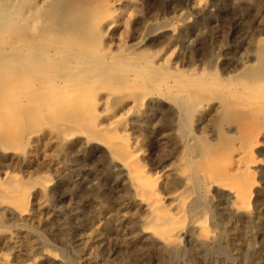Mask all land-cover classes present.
I'll list each match as a JSON object with an SVG mask.
<instances>
[{
  "label": "rangeland",
  "instance_id": "rangeland-1",
  "mask_svg": "<svg viewBox=\"0 0 264 264\" xmlns=\"http://www.w3.org/2000/svg\"><path fill=\"white\" fill-rule=\"evenodd\" d=\"M107 1H0V10L3 9L0 12L2 14L0 15V23L2 22L0 34L4 33L3 36L0 35V47L6 49V51L0 50V62L2 66H4L3 63H6L10 67L9 65L15 64V58L26 56L25 59L20 58L16 64L21 63L20 65L26 66L23 72L24 70L28 72L26 76H22L23 78L20 80L21 83H24L20 84L16 90H13L14 87L11 86L12 75L9 76L11 71L15 73V69L3 71L2 76L6 75L0 77L2 104L5 101L3 106L1 103L0 106L6 108L4 110L0 107V115L8 114L0 116V124L4 123L3 128H0V182H3L0 183L2 185H0L2 193L0 194V264H264V106L262 105L264 96H261L260 93L261 90L264 91L261 88L264 85V0H119L116 4L112 0H110L112 3ZM103 9L106 12L102 11ZM34 21L39 23L36 24ZM14 22L16 23L14 24ZM42 26H44L43 30ZM90 28L95 34L91 33ZM104 29L106 30L104 31ZM89 30L90 32H87ZM60 34L61 36H59ZM44 35L47 39H43ZM20 36L22 41H20ZM28 36L29 38L32 36L33 39H28ZM93 39L94 41H91ZM54 40L59 41L60 44ZM31 41H34L32 47ZM22 42L24 43L22 44ZM73 42L79 43L73 45ZM34 43L35 45L38 43L37 47ZM83 43H87L86 47L89 45L87 47L89 50L84 47ZM121 44L125 47L124 49L122 47V50ZM78 45H80L79 48L76 47ZM16 46L19 50L21 47L23 54L17 51ZM51 46L52 48H50ZM61 46L62 48H60ZM81 46L83 48H80ZM99 46L103 47H101L102 51ZM72 47L73 49H71ZM56 48L62 49V51ZM85 48L86 50H84ZM39 49L42 51L38 52ZM67 50L70 54L62 55V52L67 54ZM71 50H75V54ZM90 50H93L92 55L89 53ZM34 51L38 52V55ZM120 51H123L124 55ZM2 52L6 53L5 57L2 56ZM31 52L33 57L36 54L38 59L36 56L32 59ZM60 52L61 55H59ZM80 52L81 54H79ZM26 53L29 54L26 55ZM97 53L100 58L95 56ZM109 53L114 55L108 56ZM7 54H9V58ZM83 56L88 59H82ZM75 57H82V60ZM94 57L95 59H93ZM117 57L120 59L118 60ZM9 59L12 60L9 61ZM27 59H30L29 62ZM39 59L40 61H38ZM112 59L118 60L122 65L118 62L112 63ZM97 60L100 61L96 62ZM105 61L108 64L112 63V65L109 64V67H113V70L107 64L104 65ZM43 63L44 66L41 65ZM134 63H136V67H140L141 72L133 66ZM158 63L160 64L158 65ZM95 64L97 67L101 66L100 68L96 67L98 69L96 70L98 73L95 71L96 74L93 72L96 69ZM124 64L128 65L124 68ZM49 65L51 69H48ZM90 65L92 70L89 69ZM7 66L5 65V67ZM62 67L66 70V74ZM70 67L72 69L74 67V70ZM129 67L133 68L132 71L136 69V72L128 73L131 71ZM93 68L95 69L93 70ZM99 69H102L104 74L102 70L99 72ZM76 71L78 75L81 74L80 76L85 78L74 73ZM122 71L127 72L122 73ZM17 72L18 69L15 74ZM164 73L166 75H159ZM7 74L9 78L4 79ZM58 74L62 78L57 76ZM127 74H130L129 77L126 76ZM204 74L205 76H203ZM91 75L100 80L98 81L94 77L89 78ZM137 75L138 77L142 75L144 81L140 80L141 77L137 78ZM191 75L194 76L190 77ZM228 78H231V81ZM105 79H108V82L103 81ZM113 79H116L115 82ZM119 79L121 80L120 85L117 83ZM152 79L153 81H151ZM198 79L202 81H198ZM226 79L230 84L233 81L234 85H230L225 81ZM178 80L180 81L178 82ZM240 81H245V84ZM248 81L252 84L250 83V85ZM205 82L211 85H205ZM39 83L42 84L43 94L45 95L47 92V98L43 94L41 97L36 96ZM75 83L81 86L79 87ZM253 83H256L255 86L262 85L258 86L260 90L258 87L255 88ZM72 84L75 88H72ZM102 84L103 86H101ZM144 84H148L150 88ZM122 85L124 86L121 87ZM115 86L117 89L121 88V91L119 89L117 91ZM26 87H31V89ZM62 87H68L67 89L72 91L85 89L84 93H88L84 94L83 98L79 97L78 100H75L73 110L75 112L71 114L95 109L100 113L97 121L96 119L84 121V125L75 126H73L74 124L66 126L65 122L63 124L64 119L62 118H65V115L59 114L63 111L57 109V106L48 105L52 100L58 98L60 94L58 91H61ZM76 87L79 88L76 89ZM82 87L83 89H81ZM138 87H141L139 89L142 91H138ZM151 87L159 88H156L159 93H156L155 89L154 92ZM251 87H254V90H250L253 89ZM147 88L153 92L151 93ZM91 89L95 91L93 92ZM100 89H104V91ZM105 89L111 92H105ZM122 89L124 90L122 91ZM226 89L229 92H226ZM236 89L238 91H235ZM255 89L258 91L255 92ZM6 90L8 91L7 95H5ZM162 90L164 91L162 92ZM220 90H223V93ZM231 90L235 94L231 93ZM197 91H203L206 96L203 92L198 94ZM242 91L249 92L244 95L248 99L243 97ZM16 92L19 94L17 95ZM135 92L137 95L134 94ZM90 93L97 94L96 99ZM124 93H128L126 94L128 98L124 96ZM262 93L264 95V92ZM249 94L252 97L255 95L254 100ZM129 95H132L131 98ZM106 97L110 104L106 107L109 114L103 112L106 109L105 107L103 109L101 103L97 106L98 109L94 107V100L98 103L105 100ZM133 97H135V101L132 100ZM229 97H235V99L232 100ZM249 99H251L250 102H253L249 103ZM259 100L261 101L259 102ZM246 101H248V105ZM195 103L198 105L195 106ZM227 107L228 109L225 110ZM43 108H46L48 113L53 114L54 111L55 114H47ZM53 108L54 110H52ZM42 111L47 116L44 113L40 115ZM108 111L106 112L108 113ZM53 116L54 118L58 117L57 120ZM113 116L117 118L113 119ZM47 117L55 123L48 122ZM23 118L26 121L22 120ZM5 119H8L9 122ZM12 123L13 126H11ZM113 123H116L113 127L114 131L110 126ZM94 127L95 129L99 127L101 130L106 128V131L98 133L95 131L98 134L97 138V135L94 134ZM6 129L8 130L6 131ZM82 133L83 135H81ZM103 140L104 142L108 140V144L105 143L108 146H104ZM125 140L128 142H124ZM130 152H137V155ZM126 159L134 161L137 167L144 169L146 176L150 180L152 179L155 184L158 196L165 197L163 203L165 202L166 210L176 217V219L174 218V228L176 226L175 231L179 235L176 241L165 240L153 231L154 228L151 226L155 214L152 216L153 211L149 206L147 207L149 195L138 187L136 180L128 173L126 162L129 161ZM121 162L123 164L125 162V168ZM234 162H236L235 165ZM216 175L217 177L219 175L220 178L218 179ZM2 187L4 189H1ZM238 190L244 192L248 197L245 205L240 204V201L238 202L236 199L235 193ZM184 201H187V204ZM235 208L239 210H235ZM148 219L150 220L148 221ZM200 221H202V225L199 224ZM178 222L184 223L177 224Z\"/></svg>",
  "mask_w": 264,
  "mask_h": 264
},
{
  "label": "bare ground",
  "instance_id": "bare-ground-1",
  "mask_svg": "<svg viewBox=\"0 0 264 264\" xmlns=\"http://www.w3.org/2000/svg\"><path fill=\"white\" fill-rule=\"evenodd\" d=\"M0 1H1V0H0ZM105 1H107V0H105ZM109 1H110V0H109ZM118 1H119V0H112V2H113L114 4L118 3ZM110 2H111V1H110ZM112 2H111V3H112ZM0 3H1V2H0ZM46 3H47V2H46ZM198 3H199V2H198ZM3 4H4V3H3ZM107 4H108V1H107ZM100 5H102V4H100ZM104 5H105V4H104ZM109 5H111V4H109ZM3 7H4V5H3ZM98 7H99V6H98ZM105 7H106V6H105ZM1 8H2V7H1ZM14 8H15V7H14ZM18 8H19V7H18ZM31 8H32V7H31ZM107 8H109V7H107ZM114 8H116V7H114ZM94 9H95V8H94ZM96 9H97V8H96ZM10 10H12V9H10ZM14 10H16V9H14ZM14 10H12V11H14ZM21 10H22V8H21ZM90 10H91V9H90ZM92 10H93V9H92ZM100 10H101V9H100ZM106 10H107V9H106ZM109 10H110V9H109ZM109 10H108V11H109ZM1 11H3V9L0 10V12H1ZM102 11H105V10L103 9ZM112 11H113V10H112ZM116 11H117V10H116ZM22 12H23V11H22ZM22 12H21V13H22ZM37 12H38V11H37ZM94 12H95V11H94ZM97 12L100 13L99 11H97ZM105 12H106V11H105ZM105 12H103V13H105ZM9 13H10V12H9ZM9 13H8V14H9ZM15 13H16V12H15ZM114 13H115V11H114ZM6 14H7V13H6ZM10 14H11V13H10ZM12 14H13V13H12ZM28 14H29V13H28ZM31 14H32V13H31ZM37 14H38V13H37ZM39 14H40V13H39ZM96 14H97V13H96ZM96 14H94V15L96 16ZM101 14H102V13H101ZM0 15H2V14L0 13ZM4 15H5V13H4ZM99 15H100V14H99ZM107 15H109V14H107ZM10 16H11V15H10ZM12 16H14V15H12ZM102 16H103V15H102ZM105 16H106V15H105ZM20 17H21V16H20ZM43 17H44V16H43ZM79 17H80V16H79ZM98 17H99V16H98ZM107 17H108V16H107ZM13 18H17V17H13ZM13 18H12V19H13ZM24 18H26V17H24ZM47 18H48V17H47ZM96 18H97V16H96ZM100 18H103V17H100ZM100 18H99V19H100ZM109 18H110V17H109ZM0 19H1V18H0ZM9 19H10V18H9ZM37 19H38V17H37ZM43 19H44V18H43ZM5 20H6V19H5ZM90 20H91V19H90ZM96 20H98V19H96ZM106 20H107V18H106ZM6 21H7V20H6ZM11 21H12V20H11ZM16 21H17V19H16ZM21 21H23V20H21ZM24 21H25V20H24ZM41 21H42V20H41ZM26 22H27V20H26ZM34 22H35V21H34ZM97 22L99 23V21H97ZM97 22H96V23H97ZM104 22H105V21H104ZM12 23H13V22H12ZM15 23H16V22H14V24H15ZM35 23H36V22H35ZM37 23H39V22H37ZM37 23H36V24H37ZM47 23H48V21H47ZM0 24H2V22H1ZM4 24H5V23H4ZM7 24H8V23H7ZM24 24H25V23H24ZM27 24H28V23H27ZM43 24H44V22H43ZM85 24H86V23H85ZM100 24H101V23H100ZM116 24H117V23H116ZM83 25H84V24H83ZM90 25H91V24H90ZM110 25H111V24H110ZM110 25H108V26H110ZM26 26H27V25H26ZM34 26H35V25H34ZM44 26H45V25H44ZM44 26H42V28H41L42 30H43V27H44ZM22 27H23V26H22ZM90 27H91V26H90ZM92 27H93V25H92ZM96 27H97V25H96ZM105 27H106V26H105ZM37 28H38V27H37ZM77 28H78V27H77ZM99 28H100V26H99ZM17 29H19V28H17ZM21 29H22V28H21ZM35 29H36V28H35ZM90 29H91V33H93L92 28H90ZM97 29H98V28H97ZM97 29H96V30H97ZM7 30H8V29H7ZM38 30H39V29H38ZM42 30H41V31H42ZM96 30H94V31L96 32ZM105 30H106V29H104V31H105ZM108 30H109V29H108ZM27 31H28V30H27ZM32 31H35V30H32ZM28 32H29V31H28ZM38 32H39V31H38ZM87 32H90V30L87 31ZM0 33H1V32H0ZM31 33H32V32H31ZM34 33H35V32H34ZM39 33H40V32H39ZM47 33H48V32H47ZM62 33H63V32H62ZM98 33H99V32H97V34H98ZM102 33H103V32H102ZM102 33H101V34H102ZM107 33H108V32H107ZM3 34H4V33H3ZM3 34H0V35L3 36ZM42 34H43V33H42ZM48 34H49V33H48ZM93 34H95V33H93ZM103 34H104V33H103ZM26 35H28V34H26ZM40 35H41V34H40ZM90 35H92V34H90ZM99 35H100V33H99ZM6 36H9V35H6ZM11 36H15V35H11ZM11 36H10V37H11ZM54 36H55V34H54ZM57 36H58V35H57ZM59 36H61V34H60ZM88 36H89V35H88ZM37 37H38V36H37ZM41 37H42V35H41ZM46 37H47V36H46ZM100 37H101V36H100ZM0 38H1V37H0ZM7 38H8V37H7ZM26 38H27V36H26ZM31 38H32V36H31ZM31 38H29V36H28V39H31ZM34 38H35V37H34ZM48 38H49V37H48ZM52 38L54 39V37H52ZM60 38L63 39V40L65 39V38H63V37H60ZM95 38H96V37H95ZM95 38H94V39H95ZM17 39H18V38H17ZM20 39H21V40H20ZM20 39H18V40L22 41L21 36H20ZM32 39H33V38H32ZM38 39H40V38H38ZM43 39H47V38H45V35L43 36ZM50 39H51V38H50ZM50 39H49V40H50ZM70 39H73V38H70ZM88 39H90V38H88ZM91 39H92V38H91ZM94 39L91 40V41H94ZM2 40H3V39H2ZM51 40H52V39H51ZM66 40H67V39H66ZM66 40H65V41H66ZM73 40H74V39H73ZM98 40H99V39H98ZM10 41H12V40H10ZM27 41H28V40H27ZM38 41H39V40H38ZM43 41H44V40H43ZM54 41H56V43H57V42L59 43V41H57V40H54ZM85 41H86V40H85ZM95 41H96V40H95ZM261 41H262V40H261ZM0 42H1V41H0ZM12 42H13V41H12ZM12 42H11V43H12ZM32 42H34V41H31L30 43H32ZM48 42H49V41H48ZM67 42H69V40H67ZM75 42H76V41H75ZM86 42H87V41H86ZM140 42H141V41H140ZM23 43H24V42H22V44H23ZM27 43H28V42H27ZM38 43H39V42H38ZM38 43H36V45H35V43H34V45L37 47V44H38ZM43 43H44V42H43ZM54 43H55V42H54ZM78 43H79V42H77V44H78ZM3 44H4V43H3ZM6 44H7V43H6ZM45 44H46V43H45ZM59 44H60V43H59ZM74 44H76V43L73 42V45H74ZM77 44H76V45H77ZM84 44H85V45H84ZM86 44H87V43H83L84 47H86ZM89 44H90V43H89ZM95 44H98V43H95ZM1 45H2V44H1ZM24 45H27V44H24ZM32 45H33V43L31 44V47H32ZM39 45H40V44H39ZM43 45H44V44H43ZM46 45H48V44H46ZM53 45H54V44H53ZM53 45H52V46H53ZM63 45H64V44H63ZM81 45H82V44H81ZM90 45H91V44H90ZM92 45H93V43H92ZM106 45H107V44H106ZM19 46H21V45H19ZM28 46H29V43H28ZM40 46H41V45H40ZM52 46H51L50 48H52ZM54 46H55V45H54ZM54 46H53V47H54ZM67 46H68V48H70L69 45H67ZM79 46H80V45H78V46H76V47L79 48ZM109 46H110V45H109ZM137 46H138V45H137ZM16 47H17V46H16ZM33 47H34V46H33ZM41 47H42V46H41ZM48 47H49V46H48ZM56 47H57V46H56ZM87 47H89V45H88ZM87 47H86V48H87ZM101 47H102V46H99V48H100L101 51H102V50H103V49H102L103 47H102V48H101ZM118 47H119L118 49H120V46H118ZM122 47H123V46H122V44H121V50H122ZM7 48H8V47H7ZM10 48H11V47H10ZM60 48H62V46H61ZM78 48H77V49H78ZM80 48H83V47L81 46ZM86 48H85L84 50H86ZM90 48H91V47H90ZM93 48H94V47H93ZM95 48H96V45H95ZM115 48H116V47H115ZM115 48H114V49H115ZM124 48H125V47H123V49H124ZM11 49H12V48H11ZM16 49H18V47H17ZM44 49H45V48H44ZM56 49L59 50V48H56ZM64 49H65V48H63V50H64ZM71 49H73V47H72ZM74 49H75V48H74ZM87 49H88V48H87ZM91 49H92V48H91ZM100 49H99V50H100ZM106 49H108V48H106ZM126 49H127V48H126ZM130 49H131V48H130ZM0 50H2V51H6L5 47H4V49L0 47ZM12 50H13V49H12ZM24 50H25V49H24ZM31 50H32V48H31ZM36 50H37V49H36ZM50 50H51V49H50ZM54 50H55V49H54ZM65 50H66V49H65ZM69 50H70V49H69ZM69 50L66 51L67 54H64V53L62 52V55H69V54H70V53L68 52ZM79 50H80V49H79ZM88 50H89V49H88ZM96 50H97V48H96ZM14 51H15V50H14ZM17 51H20V52H21V47H20V50L18 49ZM29 51H30V50H29ZM29 51H28V52H29ZM39 51H42V49H39L38 52H39ZM52 51H53V49H52ZM59 51H62V49L59 50ZM71 51L74 53L75 50H74V51L71 50ZM71 51H70V52H71ZM114 51H115V50H114ZM114 51H113V52H114ZM118 51H119V50H118ZM123 51H124V50H123ZM123 51H122V52H123ZM126 51H127V50H126ZM126 51H125V52H126ZM129 51H131V50H129ZM129 51H128V52H129ZM32 52H33V51H32ZM32 52H31L32 55H30L31 57H33V53H32ZM35 52H36V51H34V53H35ZM38 52H36L37 55H38ZM54 52H55V51H54ZM78 52H79V51H78ZM85 52H86V51H85ZM85 52H84V55H86ZM87 52H88V51H87ZM92 52H93V50H90V51H89L90 54H91ZM99 52H100V51H99ZM99 52H98V53H99ZM104 52H106V51H104ZM107 52H108V51H107ZM120 52H121V51H120ZM122 52H121V54L124 55V53H122ZM21 53L23 54V52H21ZM21 53H18V54H21ZM44 53H45V52H44ZM57 53H58V52H57ZM68 53H69V54H68ZM98 53H97V55H95V56H98ZM9 54H10V53H9ZM9 54H7V57H8ZM27 54H29V53H26V55H27ZM50 54H51V53H50ZM55 54H56V52H55ZM74 54H75V53H74ZM76 54H77V53H76ZM79 54H81V52H80ZM79 54H78V55H79ZM99 54H100V53H99ZM104 54H106V53H104ZM111 54H113V53H111ZM111 54L109 53L108 56L111 55ZM115 54L117 55V54H119V53H115ZM125 54H126V53H125ZM136 54H138V53H136ZM139 54H140V53H139ZM154 54H155V53H154ZM3 55H4V57H5V56H6V53H5V52H4V53L2 52V56H3ZM15 55H16V54H15ZM24 55H25V54H24ZM41 55L43 56V54H41ZM47 55H48V54H47ZM47 55H44V56H47ZM57 55H58V54H57ZM59 55H61V52H60ZM71 55H72V53H71ZM87 55H89V54H87ZM91 55H92V54H91ZM100 55H102V54H100ZM106 55H107V54H106ZM113 55H114V54H113ZM119 55H120V54H119ZM123 55H122V56H123ZM158 55H159V54H158ZM2 56H1V57H2ZM20 56H21V55H20ZM22 56H23V55H22ZM35 56H36V54H35ZM35 56H34V57H35ZM52 56H53V55H52ZM54 56H55V55H54ZM93 56H94V53H93ZM140 56H141V55H140ZM168 56H170V55H168ZM168 56H167V57H168ZM12 57H16V56H12ZM25 57H26V56H24L23 58L25 59ZM34 57H33L32 59H34ZM57 57H58V56H57ZM65 57H66V56H65ZM68 57H69V56H68ZM98 57H99V56H98ZM98 57H97V58H98ZM103 57H104V56H103ZM105 57H106V56H105ZM114 57H116V56H114ZM118 57H119V56H118ZM118 57H117V58H118ZM142 57H143V56H142ZM146 57H147V56H146ZM8 58H9V57H8ZM8 58H7V60H8ZM20 58H21V57L15 58V59H16V62H15V64H14L13 66L9 65V64H10V63H9L8 65H9L10 67H8L6 63H3L4 66H2V63L0 62V74H1L0 77H4V76L6 75V74H5L4 76H2L3 71H4V72H5V71L7 72V71H9V69H15V70L17 71V69H18L17 74H15L16 71H14L15 73H13L12 71L9 73V76H10V74L12 75V76H11L12 79H10V80H12L11 86L14 87L13 90H16L17 88L20 87V84L22 85V83H24V82L21 83V80H20V79H22V78H23L22 76H26L27 73H28V72H26L27 70H26V71L24 70V72H23V69L26 68V66H24V65H20L21 63H19L20 66H19L18 64H16L17 62H19ZM23 58H21V59H23ZM36 58H37V56H36ZM36 58H35V59H36ZM43 58H44V57H43ZM45 58H47V57H45ZM45 58H44V59H45ZM49 58L52 59L51 57H49ZM61 58H62V57H61ZM71 58H72V57H71ZM75 58H76V57H75ZM77 58H78V57H77ZM77 58H76V59H77ZM79 58L81 59L82 57H79ZM79 58H78V59H79ZM85 58H86V57L83 56L82 59H85ZM99 58H100V57H99ZM120 58H121V56H120ZM120 58H118V60H119ZM150 58H151V56H150ZM162 58H163V57H162ZM164 58H165V57H164ZM168 58H169V57H168ZM168 58H167V60H168ZM13 59H14V58H13ZM32 59H31V60H32ZM37 59H38V58H37ZM82 59H81V60H82ZM87 59H88V58H87ZM87 59H85V60H87ZM93 59H95V57H94ZM105 59H106V58H105ZM125 59H126V57H125ZM125 59H124V60H125ZM169 59H170V58H169ZM11 60H12V59H11ZM11 60L9 59V61H11ZM29 60H30V59H29ZM29 60L27 59L28 62H29ZM59 60H60V59H59ZM71 60H73V59H71ZM102 60H104V59L102 58ZM112 60H113V59H112ZM118 60H116V61L113 60V61H111V62H112V63H113V62H116V63L118 62V64H119L120 62H119ZM126 60H127V59H126ZM162 60L164 61V59H162ZM4 61H5V60H4ZM4 61H2V62H4ZM25 61H26V60H25ZM38 61H40V59H39ZM38 61H36V62H38ZM47 61H48V60H47ZM63 61H64V60H63ZM68 61H70V59H68ZM88 61H89V60H88ZM98 61H100V60H97L96 62H98ZM165 61H166V60H165ZM12 62H13V61H12ZM12 62H11V63H12ZM22 62H24V61H22ZM33 62H34V61H33ZM56 62H57V61H56ZM81 62H82V61H81ZM86 62H87V61H86ZM90 62H91V61H90ZM123 62H124V61H123ZM126 62H128V61H126ZM158 62H159V61H158ZM161 62H162V61H161ZM166 62H167V61H166ZM168 62H169V61H168ZM13 63H14V62H13ZM31 63H32V62H31ZM31 63H29V64H31ZM34 63H35V62H34ZM34 63H33V64H34ZM38 63H39V62H38ZM59 63H60V62H59ZM68 63H69V62H68ZM70 63H71V62H70ZM92 63H93V62H92ZM99 63H100V62H99ZM101 63H102V62H101ZM104 63H105L104 65L107 64L108 67H109L110 65H112V63H111V64L109 63V64H110V65H109L108 63H106V61H105ZM116 63H115V64H116ZM129 63H130V62H129ZM136 63H138V62H136ZM136 63H134L133 66H135ZM169 63H170V62H169ZM26 64H27V62H26ZM35 64H36V63H35ZM54 64H55V63H54ZM57 64H58V63H56V65H57ZM63 64H64V62H63ZM66 64H67V63H66ZM96 64H97V63H96ZM96 64H95V66H94L95 68L97 67ZM118 64H116V65H118ZM120 64H121V63H120ZM146 64H148V63H146ZM155 64H156V63H155ZM159 64H160V63H158V65H159ZM163 64H164V63H163ZM170 64H171V63H170ZM5 65H6L7 67H5ZM41 65L44 66V63L41 64ZM41 65H40V66H41ZM58 65H59V64H58ZM60 65H61V64H60ZM74 65H75V64H74ZM78 65H79V64H78ZM93 65H94V64H93ZM98 65H99V64H98ZM101 65H103V64H101ZM121 65H122V64H121ZM127 65H128V64H126V65L124 64V68H125V66H127ZM22 66H24V67H22ZM31 66H32V65H31ZM34 66H35V65H34ZM37 66H38V65H37ZM45 66H47V65H45ZM62 66H66V65H62ZM99 66H100V65H99ZM119 66H120V65H119ZM133 66L131 65V67H133ZM138 66H139V65H138ZM161 66H162V65H161ZM4 67H5V68H4ZM27 67H28V66H27ZM38 67H39V66H38ZM49 67H50V65H49ZM49 67H48V69H51V67H50V68H49ZM54 67H55V66H54ZM57 67H58V66H57ZM75 67H76V66H75ZM89 67H90V68H89ZM89 67H88V68H89L90 70H92V69H91V65H90ZM92 67H93V66H92ZM100 67H101V66H100ZM100 67H97V68H100ZM116 67H117V66H116ZM41 68H42V67H41ZM46 68H47V67H46ZM55 68H56V67H55ZM55 68H54V69H55ZM58 68H59V67H58ZM60 68H61V67H60ZM62 68H63V67H62ZM66 68H67V67H66ZM70 68H71V67H70ZM80 68H82V67H80ZM83 68H84V67H83ZM86 68H87V67H86ZM95 68H93V70H94ZM97 68L93 71L95 74H96V72H97L96 70H98ZM109 68H110V67H109ZM111 68H112V70H113V67H111ZM111 68H110V69H111ZM114 68H115V67H114ZM118 68H119V67H118ZM121 68H122V66L120 67V69H121ZM126 68H127V67H126ZM129 68H130V67H129ZM129 68H128V69H129ZM135 68H138V67L135 66ZM139 68H140V67H139ZM139 68H138V69H139ZM146 68H147V67H146ZM27 69H28V68H27ZM29 69H30V68H29ZM32 69H33V68H32ZM48 69H46V70H48ZM71 69H72V68H71ZM89 69H86V70H89ZM128 69H126V70H128ZM132 69H133V68H132ZM132 69L130 68L131 71H128V73H129V72H133V73L136 72V69H134L133 71H132ZM138 69H137V71H138ZM158 69H159V68H158ZM167 69H168V68H167ZM170 69H171V68H170ZM63 70H64V72L66 71L64 68H63ZM63 70L60 69L61 72H63ZM72 70H74V67H73ZM90 70H89V71H90ZM99 70H100V69H99ZM101 70H102V69H101ZM101 70H100L99 72H101ZM116 70H117V69H116ZM139 70H140L139 72L142 71L141 69H139ZM21 71H22V72H21ZM28 71H29V70H28ZM37 71H38V70H37ZM50 71H51V70H50ZM68 71H69V70H68ZM68 71H67V73H68ZM95 71H96V72H95ZM108 71H109V70H108ZM149 71H150V70H149ZM152 71H154V70H152ZM158 71H160V70H158ZM162 71L166 73V71H164L163 69H162ZM235 71H236V70H235ZM29 72H30V71H29ZM69 72H70V71H69ZM83 72H84V70H83ZM83 72H82V74H83ZM87 72H88V71H87ZM87 72H86V73H87ZM103 72H104V71L102 70V73H103ZM112 72H114V71H112ZM112 72H111V73H112ZM119 72H120V71H119ZM123 72H125V71H122V73H123ZM126 72H127V71H126ZM126 72H125V73H126ZM144 72H145V71H144ZM147 72H148V71H147ZM150 72H151V71H150ZM156 72H157V70L155 69V73H156ZM167 72H168V71H167ZM193 72L195 73L194 70H193ZM35 73L38 74L37 72H35ZM43 73H45L44 70H43ZM53 73H54V72H53ZM58 73L61 74L60 72H58ZM71 73H72V72H71ZM74 73H77V71L74 72ZM84 73H85V72H84ZM97 73H98V72H97ZM109 73H110V71H109ZM109 73H108V74H109ZM114 73H115V72H114ZM155 73H152V74H155ZM165 73H164V74H159V75H163V76H164V75L167 74V73H166V74H165ZM169 73H170V72H169ZM187 73L189 74V72H187ZM194 73H193V74H194ZM46 74H48V73H46ZM46 74H45V75H46ZM56 74H57V73H56ZM59 74H58L57 76H59ZM65 74H66V72H65ZM103 74H104V73H103ZM116 74H117V71H116ZM118 74H119V73H118ZM131 74H132V73H131ZM141 74H144V73H141ZM145 74H146V72H145ZM152 74H151V75H152ZM190 74H191V73H190ZM196 74H197V73H196ZM61 75H62V74H61ZM61 75H60V76H61ZM77 75H78V73H77ZM80 75H81V74H79L78 76H80ZM83 75H84V74H83ZM86 75H87V74H86ZM88 75H89V74H88ZM98 75H99V74H98ZM105 75H106V74H105ZM119 75H120V74H119ZM123 75H124V74H123ZM129 75H130V74H129ZM129 75L127 74L126 76L129 77ZM132 75H134V74H132ZM151 75H150V76H151ZM169 75H170V74H168V76H169ZM194 75H195V74H194ZM194 75H193V76H194ZM256 75H257V74H256ZM13 76H14V77H13ZM31 76H33V75H31ZM35 76H36V75H35ZM60 76H59V77H60ZM68 76H69V74H68ZM141 76H142V75H141ZM141 76L139 75V77H141ZM144 76H146V75H144ZM188 76H189V75H188ZM188 76H187V77H188ZM193 76L191 75L190 77H193ZM203 76H205V74H204ZM259 76H261V75H259ZM7 77H8V74H7V76H6L4 79H6ZM48 77H49V76H48ZM51 77H52V76H50V78H51ZM59 77H57V78L59 79ZM75 77H76V75H75ZM80 77L83 78L84 76H80ZM92 77H94V75H93V76L91 75V77L89 76V78H92ZM102 77H103V75H102ZM110 77H111V76H110ZM117 77H118V76H117ZM139 77H138V75H137V78H139ZM142 77H143V76H142ZM142 77H141L140 80L143 79ZM165 77H166V76H165ZM169 77H170V76H169ZM169 77H168V78H169ZM206 77H207V76H206ZM8 78H9V77H8ZM33 78H34V76H33ZM36 78H37V77H36ZM60 78H62V77H60ZM66 78H68V77H66ZM76 78H77V77H76ZM78 78H79V77H78ZM82 78H80V79H82ZM84 78H85V77H84ZM94 78H95V77H94ZM96 78H97V77H96ZM96 78H95V79H96ZM144 78H145V77H144ZM153 78H154V77H153ZM188 78H189V77H188ZM194 78H195V77H194ZM201 78H202V77H201ZM201 78H200V79H201ZM259 78H260V77H259ZM259 78H258V79H259ZM34 79H35V78H34ZM51 79H52V78H51ZM80 79H78V80H79V81H82V80H80ZM97 79H98V81L100 80L99 78H97ZM108 79H109V78H108ZM108 79H107V80H108ZM122 79H123V78H122ZM169 79H174V78H169ZM184 79H185V78H184ZM186 79H187V78H186ZM190 79H191V78H190ZM200 79H198V81H199ZM202 79H203V78H202ZM204 79L206 80V78H204ZM228 79H229V78H228ZM1 80H3V79L1 78ZM23 80H24V79H23ZM52 80H53V79H52ZM66 80H68V79H66ZM75 80H76V79H75ZM75 80H74V81H75ZM78 80H76V81H78ZM87 80H89V79H87ZM107 80L105 79V80H103V81H107ZM110 80H111V79H110ZM113 80H114V82H115L116 79H113ZM138 80H139V79H138ZM140 80H139L138 82H140ZM229 80L231 81V78H230ZM250 80H251V79H250ZM255 80H256V79H255ZM4 81H5V80H4ZM24 81H25V80H24ZM28 81H29V80H28ZM54 81H55V80H54ZM56 81H57V80H56ZM71 81H72V78H71ZM71 81H70V82H71ZM90 81H91V80H90ZM93 81H94V80H93ZM103 81H102V82H103ZM143 81H144V79H143ZM146 81H147V80H146ZM148 81H149V80H148ZM151 81H153V79H152ZM179 81H180V80H178V82H179ZM195 81H196V80H195ZM200 81H202V80H200ZM206 81H208V80H206ZM225 81H227V79H226ZM251 81H253V80H251ZM257 81H258V80H257ZM257 81H256V82H257ZM259 81H260V80H259ZM33 82H34V80H33ZM70 82H69V83H70ZM72 82H73V81H72ZM72 82H71V83H72ZM83 82H84V81H83ZM100 82H101V81H100ZM100 82H99V83H100ZM107 82H108V81H107ZM124 82H125V81H124ZM136 82H137V81H136ZM176 82H177V81H176ZM203 82H204V80H203ZM212 82H213V81H212ZM221 82H222V81H221ZM227 82H228V81H227ZM236 82H237V81H236ZM236 82H235V83H236ZM240 82H241V81H240ZM0 83H1V82H0ZM3 83H4V82H3ZM6 83H7V82H6ZM8 83H9V81H8ZM29 83H30V82H29ZM50 83H51V82H50ZM61 83H62V82H61ZM73 83H74V82H73ZM80 83H82V82H80ZM84 83H86V82H84ZM87 83H88V82H87ZM92 83H93V82H92ZM95 83H98V82H95ZM99 83H98V84H99ZM111 83H112V82H110V84H111ZM117 83L120 85L121 80L119 79V81H118ZM117 83H115V84H117ZM130 83H131V82H130ZM142 83H143V82H142ZM146 83H147V82H146ZM188 83H189V82H188ZM193 83H195V82H193ZM197 83H198V82H197ZM201 83H202V82H201ZM216 83H217V82H216ZM228 83L230 84V82H228ZM233 83H234V82L232 81V84H233ZM238 83H239V82H238ZM241 83L245 84V81H244V82H241ZM241 83H240V84H241ZM248 83H249V81H248ZM250 83H251V82H250ZM250 83H249V84H250ZM9 84H10V83H9ZM31 84H32V83H31ZM34 84H35V83H34ZM65 84H66V83H65ZM75 84L77 85V83H75ZM82 84H83V83H82ZM112 84H113V83H112ZM148 84L150 85V83H148ZM148 84H147V85H148ZM190 84H191V83H190ZM198 84H199V83H198ZM206 84H208V83L205 82V85H206ZM220 84H221V83H220ZM225 84H226V86L228 85L226 82H225ZM232 84H230V85H232ZM251 84H252V83H251ZM251 84H250V85H251ZM255 84H256V83H255ZM255 84L253 83L254 86H255ZM257 84H258V82H257ZM259 84H260V83H259ZM261 84H262V82H261ZM23 85H24V84H23ZM41 85H42V84H41ZM41 85H40V83H39V87L37 88L38 90H37V94H36V96H39V97L42 96L41 94H43V91H44ZM72 85H73V84H72ZM87 85H88V84H87ZM90 85H91V84H90ZM90 85H89V87H90ZM124 85H125V83H124ZM124 85H122L121 87H123ZM126 85H127V84H126ZM128 85H129V84H128ZM137 85L140 86L141 84H137ZM144 85H145V84H144ZM144 85L142 86V88L144 87ZM147 85H145V86H147ZM149 85H148L147 87L150 88ZM158 85H159V84H158ZM162 85H163V84H162ZM182 85H183V84H182ZM210 85H211V84H210ZM210 85L208 84V86H210ZM218 85H219V84H218ZM233 85H234V84H233ZM235 85H236V84H235ZM238 85H239V84H238ZM241 85H242V84H241ZM246 85H247V86H250V85H248V84H246ZM253 85H252V86H253ZM6 86H7V85H6ZM25 86H26V84H25ZM28 86H29V85H28ZM53 86H54V85H53ZM77 86L80 87L81 85L78 84ZM95 86H96V85H95ZM101 86H103V84H102ZM111 86H112V85H111ZM113 86H114V85H113ZM152 86H153V85H152ZM155 86H156V85H155ZM165 86H166V85L164 84V88H165ZM239 86H240V85H239ZM244 86H245V85H244ZM247 86H245V87L247 88ZM258 86L261 87L262 85H256L255 88L258 87ZM263 86H264V85H263ZM263 86H262L261 88L264 89ZM3 87H4V86H3ZM79 87H76V89L79 88ZM83 87H84V86H83ZM83 87H82L81 89H83ZM87 87H88V86H87ZM89 87H88V88H89ZM93 87H94V86H93ZM93 87H92V88H93ZM115 87H116V90H117V91H119V90L121 89V88H118V89H119V90H118V89H117V86H115ZM134 87H135V85H134ZM134 87H133V88H134ZM136 87H137V86H136ZM160 87H161V86H160ZM190 87H191V86H190ZM200 87H201V86H200ZM203 87H205V86H203ZM228 87H229V85H228ZM233 87H234V86H233ZM240 87H241V86H240ZM6 88H7V87H6ZM26 88H28V87H26ZM29 88L31 89V87H29ZM29 88H28V89H29ZM53 88H54V87H53ZM67 88H68V87H67ZM67 88H66V87H65V88L62 87L61 91H58V90H57L58 92H60V94L57 93V94H59L58 98L55 99L54 101L52 100V101L50 102L51 104H50V103L48 104V105H54V106H57V107H56L57 109H61V110L63 111V113H60L59 110L57 111V115H58V112H59L60 115H62V114L65 115V118H64V117H63V118L61 117L62 119H64V120L62 121V123H63V124H64V122L67 123V125L65 124L66 126H70V125L72 126L73 124H74L73 126H75V125H81V124H83L84 121L87 122V121H91V120H93V119H96V121H97V117L100 116V113H99V111H97V110H95V109H91V110H89V111H87V112H79V111H78L77 113H75V114H73V115L71 114V113L75 112V111H73V110H74V103H75V100H78L79 97H82L84 94H87L88 92H87V93H84L83 90H85V89H83V90L78 89L79 91H72V90L67 89ZM72 88H75L74 85H73ZM85 88H86V86H85ZM139 88H141V87H138V89H139ZM145 88H146V87H145ZM156 88H157V87L154 88L155 91H157L156 93H159V91L156 90ZM194 88L197 89V87H195V86H194ZM198 88H199V87H198ZM208 88H209V87H208ZM217 88H218V87H217ZM235 88H238V87H235ZM241 88H242V87H241ZM251 88H253V89H250V88H249V89H250V90H254V87H251ZM24 89H25V87H24ZM47 89L49 90V88H47ZM86 89H87V88H86ZM95 89H96V87H95ZM97 89H98V88H97ZM126 89H127V88H126ZM126 89H125V90H126ZM147 89H148V88H147ZM151 89L154 91L153 87H151ZM151 89H150V90L148 89V90L151 91V93H152L153 91H152ZM157 89H159V88H157ZM160 89H161V88H160ZM188 89H189V88H188ZM190 89H191V88H190ZM190 89H189V90H190ZM200 89H201V88H200ZM204 89H205V88H204ZM209 89H210V88H209ZM222 89H223V88H222ZM224 89H225V88H224ZM224 89H223V90H224ZM242 89H244V88H242ZM258 89H259V87H258ZM3 90H4V89H3ZM3 90H2V91H3ZM7 90L9 91V88H8ZM7 90H6V92H5L6 94H5V93H2V94L7 95V92H8ZM13 90H12V91H13ZM21 90H22V89H21ZM35 90H36V89H35ZM74 90H75V89H74ZM92 90H93V89H91V91H92ZM100 90H101V89H100ZM102 90L104 91V89H102ZM102 90H101V91H102ZM105 90H106L105 92L110 91V90L107 91V89H105ZM112 90H113V89H112ZM116 90H115V91H116ZM123 90H124V89H122V91H123ZM127 90H128V89H127ZM129 90H130V88H129ZM131 90H133V89H131ZM134 90H136V89H134ZM140 90L142 91V89H139L138 91H140ZM198 90H199V89H198ZM223 90H220V91H222L221 93H223ZM228 90H230V89H228ZM240 90H241V89H240ZM259 90H260V89H259ZM26 91H27V89H26ZM29 91L31 92V91H33V90H29ZM87 91L90 92V90H88V89H87ZM94 91H95V90H93V92H94ZM117 91H116V92H117ZM120 91H121V90H120ZM138 91H137V93H138ZM155 91H154V92H155ZM163 91H164V90H162V92H163ZM165 91H167V90H165ZM235 91H238V90L236 89ZM257 91H258V90L255 89V92H257ZM17 92H19V91H17ZM17 92H16V93H17ZM24 92H25V91H24ZM48 92H49V91H48ZM96 92H97V91H96ZM96 92H95V93H96ZM110 92H111V91H110ZM128 92H129V91H128ZM131 92H132V91H131ZM144 92H145V91H144ZM144 92H143V93H144ZM193 92H194V91H193ZM193 92H191V93L193 94ZM197 92H198V91H197ZM197 92H196V93H197ZM202 92H203V91H202ZM202 92L199 91L198 94H199V93H202ZM204 92L206 93L207 91L205 90ZM204 92H203V94H204ZM224 92H225V91H224ZM226 92H229V91H227V89H226ZM242 92H243V91H242ZM253 92H254V91H253ZM262 92H264V91L261 90V92H260V93H261V96H264ZM10 93H11V92H10ZM33 93H34V92H33ZM35 93H36V92H35ZM46 93H47V92H46ZM46 93H45V95H46ZM118 93H120V92H118ZM137 93L135 92L134 94L137 95ZM196 93H195V94H196ZM209 93H210V92H209ZM231 93H234V91L231 90ZM237 93L240 94V92H237ZM243 93H244V94H243V97H246V96H244V95H245V94H248L249 92H248V93L243 92ZM258 93H259V92H258ZM0 94H1V93H0ZM8 94H9V93H8ZM18 94H19V93H17V95H18ZM49 94H50V92H49ZM57 94H55V95H57ZM92 94H93V93H90V95H92ZM98 94H99V93H98ZM108 94H109V93H108ZM113 94H114V93H113ZM122 94H123V93H122ZM124 94H125V93H124ZM126 94H128V93H126ZM126 94H125L124 96H126ZM138 94H139V93H138ZM141 94H142V92H141ZM141 94H140V95H141ZM167 94H169V93H167ZM195 94H194V95H195ZM226 94H228V93H226ZM234 94H235V93H234ZM234 94H230V95H234ZM241 94H242V93H241ZM250 94H251V93H250ZM250 94H249V95H250ZM14 95H16V94H14ZM14 95H12V96H14ZM28 95H29V94H28ZM43 95H44V94H43ZM45 95H44V97H45ZM50 95H52V94H50ZM50 95H48V96H50ZM90 95H89V96H90ZM96 95H97V94L92 95L93 98H95ZM110 95H111V93H110ZM140 95H139V96H140ZM156 95H157V94H156ZM160 95H161V93H160ZM165 95H166V94H165ZM169 95H170V94H169ZM200 95H202V94H200ZM204 95L206 96V94H204ZM207 95H208V94H207ZM221 95H222V94H221ZM223 95H224V94H223ZM236 95H237V94H236ZM1 96H2V95H1ZM8 96H9V95H8ZM12 96H11V98H12ZM89 96H88V97H89ZM121 96H122V95H121ZM129 96H130V98H131L132 95H129ZM148 96H149V94L147 95V97H148ZM154 96H155V95H154ZM176 96H177V95H176ZM187 96H188V93H187ZM227 96H229V95H227ZM237 96H239V95H237ZM254 96H255V95H254ZM254 96L252 97V95H250V97H252L253 100H254ZM256 96H257V95H256ZM2 97H3V96H2ZM21 97H22V96H21ZM32 97H33V96H32ZM113 97H117V96H113ZM135 97H136V96H135ZM135 97H133L132 100H134ZM150 97H151V96H150ZM5 98H7V97L5 96ZM9 98H10V97H9ZM11 98H10V99H11ZM19 98H20V97H19ZM26 98H29V97H26ZM30 98H31V97H30ZM33 98H34V97H33ZM36 98H37V97H36ZM46 98H47V95H46ZM82 98H83V97H82ZM126 98H128V97L126 96ZM192 98H193V97H192ZM231 98H232V97H229V99H231ZM258 98H259V97H258ZM261 98H262V97H261ZM49 99H51V98H49ZM87 99H88V98H87ZM95 99H96V98H95ZM122 99H123V98H122ZM147 99H148V98H147ZM170 99H171V98H170ZM196 99H197V98H196ZM234 99H235V97L232 98V100H234ZM238 99H240V98H238ZM246 99H248V97H246ZM246 99H245V100H246ZM7 100H8V99H6V101H7ZM12 100H13V99H12ZM14 100H15V98H14ZM37 100H39V99H37ZM46 100H48V99H46ZM112 100L114 101V99H112ZM115 100H116V99H115ZM119 100H120V99H119ZM125 100H126V99H125ZM172 100H174V99H172ZM217 100H218V99H217ZM250 100H251V99L248 100L249 103H252L253 101L250 102ZM1 101H2V100H1V97H0V103H1V105L3 106V104H4L5 101H3V104H2ZM94 101H95V102H94V107H97V106L101 103V106L103 107V109H104V107H105V109H106V107H108V106L110 105V104H109V100H108L107 97H106L105 100H103V101H101V102H98V103H97L96 100H94ZM110 101H111V100H110ZM120 101H122V100H120ZM120 101H119V102H120ZM123 101H124V100H123ZM134 101H135V100H134ZM139 101H140V100H139ZM142 101H143V100H142ZM142 101H141V102H142ZM144 101H145V99H144ZM174 101H175V100H174ZM196 101H197V100H196ZM206 101H207V100H206ZM215 101H216V100H215ZM218 101H219V100H218ZM225 101H226V100H225ZM248 101H246V102H247V105H248ZM256 101H257V99H256ZM260 101H261V100H259V102H260ZM25 102H26V101H25ZM34 102H36V101H34ZM44 102H45V100H44ZM48 102H49V100H48ZM111 102H112V101H111ZM111 102H110V103H111ZM219 102H220V101H219ZM234 102H235V101H234ZM244 102H245V101H244ZM8 103H9V100H8ZM12 103H13V102H12ZM18 103H19V100H18ZM26 103H27V102H26ZM117 103H118V101H117ZM120 103H121V102H120ZM192 103H193V102H192ZM199 103H200V102H199ZM202 103H203V102H202ZM232 103H233V102H232ZM232 103H231V104H232ZM256 103H257V102H256ZM9 104H10V103H9ZM19 104H20V103H19ZM40 104H41V103H40ZM92 104H93V103H92ZM111 104H112V103H111ZM113 104H114V103H113ZM131 104H133V103H131ZM178 104H179V103H178ZM229 104H230V103H229ZM231 104H230V105H231ZM35 105H36V104H35ZM42 105H43V104H42ZM115 105H116V104H115ZM135 105H136V103H135ZM192 105H193V104H192ZM196 105H198V104L195 103V106H196ZM205 105H206V104H205ZM217 105H218V104H217ZM223 105H224V104H223ZM223 105H222V106H223ZM225 105H226V104H225ZM238 105H239V104H238ZM238 105H236V106H238ZM255 105H256V104H255ZM262 105L264 106V104H262ZM2 106H0V107H2ZM5 106H6V103H5ZM44 106H46L45 103H44ZM133 106H134V105H133ZM136 106H137V105H136ZM199 106H200V105H199ZM227 106L229 107V105H227ZM9 107H10V106H9ZM36 107H37V106H36ZM42 107H43V106H42ZM48 107H50V106H48ZM128 107H129V106H128ZM139 107H140V106H139ZM186 107H187V106H186ZM219 107H220V106H219ZM225 107H226V106H225ZM228 107L225 108V110H227ZM252 107H253V106H252ZM2 108H4V110H6L5 107H2ZM23 108H24V107H23ZM112 108H113V107H112ZM179 108H181V107H179ZM223 108H224V107H223ZM255 108H256V106H255ZM263 108H264V107H263ZM7 109H8V108H7ZM36 109H38V108H36ZM41 109H42V108H41ZM43 109H45V111H46V108H43ZM97 109H98V107H97ZM103 109H102V110H103ZM109 109H110V108H109ZM128 109H129V108H128ZM196 109H197V108H196ZM252 109H253V108H252ZM22 110H23V109H22ZM25 110L28 111V109H25ZM49 110H50V109H49ZM49 110H48V111H49ZM52 110H54V108H53ZM111 110H112V109H111ZM132 110H133V109H132ZM214 110H215V109H214ZM230 110L233 111V109H230ZM239 110H240V109H239ZM257 110H258V109H257ZM259 110H260V108H259ZM106 111H108V110L106 109V110L103 111V112H105L106 114H109V111H108V113H107ZM122 111H123V110H122ZM136 111H137V110H136ZM223 111H224V109H223ZM7 112H8V111H7ZM31 112H32V111H31ZM33 112H35V111H33ZM46 112H47V111H46ZM55 112H56V110H55ZM101 112H102V111H101ZM103 112H102V113H103ZM132 112H133V111H132ZM225 112H226V111H225ZM228 112H229V110H228ZM228 112H227V113H228ZM9 113H11V112H9ZM38 113H39V111H38ZM38 113H37V114H38ZM42 113H44V111H42V112L40 113V115H41ZM52 113L55 114L54 111H53ZM67 113H68V114H67ZM129 113H130V112H129ZM261 113H263V112H261ZM0 114H1V112H0ZM22 114H23V113H22ZM47 114H51V113H48V112H47ZM47 114L44 113V115H46V116H47ZM53 114H51V115H53ZM103 114H104V113H103ZM103 114H101V115H103ZM106 114H104V115H106ZM210 114H211V113H210ZM3 115H5V114L3 113ZM3 115H0V116H3ZM7 115H8V114H7ZM7 115H5V116H7ZM32 115H33V114H32ZM51 115H50V116L48 115V116H49V117H52ZM57 115H56V116H57ZM71 115H72V116H71ZM24 116H25V115H24ZM35 116H36V115H35ZM118 116H119V115H118ZM130 116H132V115H130ZM14 117H15V116H14ZM16 117H17V116H16ZM43 117H44V116H43ZM49 117H47V118L49 119L48 122H51V118H49ZM26 118H27V117H26ZM29 118H30V117H29ZM40 118H41V116H40ZM40 118H38V119H40ZM53 118H54V116H53ZM53 118H52V119H53ZM57 118H58V117H57ZM57 118H54V119L57 120ZM72 118H74L75 121L72 120ZM110 118H111V117H110ZM114 118H117V117H116V116H115V117L113 116V119H114ZM118 118H120V117H118ZM126 118H128V117H126ZM1 119H2V118H1ZM19 119H20V118H19ZM59 119H60V118H59ZM99 119H100V118H99ZM113 119H112V120H113ZM5 120L8 121V119H5ZM5 120H4V122H5ZM22 120H25V119L23 118ZM43 120H44V119H43ZM45 120H46V122H47L46 117H45ZM126 120H127V119H126ZM18 121H19V120H18ZM25 121H26V120H25ZM36 121H37V117H36ZM41 121H42V120H41ZM94 121H95V120H94ZM98 121H99V120H98ZM123 121H124V120H123ZM8 122H9V121H8ZM38 122H39V121H38ZM42 122H43V121H42ZM52 122L55 123V121H52ZM52 122H51V123H52ZM57 122H58V121H57ZM121 122H122V121H121ZM17 123H18V122H17ZM36 123H37V122H36ZM43 123H44V122H43ZM58 123H59V122H58ZM93 123H94V122H93ZM97 123H99V122H97ZM207 123H208V122H207ZM3 124H4V123H3ZM3 124H0V125H1L0 128H3V127H2ZM9 124H10V123H9ZM20 124H21V122H20ZM20 124H19V125H20ZM52 124H53V123H52ZM101 124H102V123H101ZM115 124H116V123L110 124L112 130H113V127L115 126ZM6 125H7V123H6ZM6 125H5V126H6ZM14 125H15V124H14ZM55 125H56V124H55ZM58 125H60V124H58ZM83 125H84V124H83ZM95 125H96V124H95ZM5 126H4V127H5ZM11 126H13V123H12ZM15 126H17V125H15ZM96 126H97V125H96ZM101 126H104V125H101ZM108 126H109V123H108ZM126 126H127V125H126ZM203 126H204V125H203ZM55 127H56V126H55ZM76 127H77V126H76ZM127 127H128V126H127ZM5 128H6V127H5ZM15 128H16V127H15ZM15 128H14V129H15ZM63 128H64V127H63ZM74 128H75V127H74ZM78 128L80 129V127H78ZM82 128H83V127H82ZM11 129H12V127H11ZM75 129H76V128H75ZM88 129H89V128H88ZM94 129H95V127H94ZM105 129H106V128H105ZM105 129H102V130H101V129L98 127L97 129L94 130V134H96V135H97V138H98V134H97V133H98V132H102V131L105 130ZM7 130H8V129H6V131H7ZM80 130H81V129H80ZM80 130H79V132H81ZM86 130H87V129H86ZM109 130H110V129H109ZM125 130H127V129H125ZM125 130H124V131H125ZM13 131H14V130H13ZM52 131H53V130H52ZM57 131H58V130H57ZM75 131H76V130H75ZM91 131L93 132L92 129H91ZM95 131H97V133H95ZM105 131H106V130H105ZM107 131H108V128H107ZM113 131H114V130H113ZM70 132H71V131H70ZM79 132H78V133H79ZM84 132H85V131H84ZM88 132H89V131H88ZM110 132H111V131H110ZM116 132H117V131H116ZM118 132H119V131H118ZM13 133H14V132H13ZM33 133H34V132H33ZM62 133H63V132H62ZM65 133H67V131H65ZM65 133H64V134H65ZM78 133H77V134H78ZM90 133H91V132H90ZM103 133H104V132H103ZM86 134H87V133H86ZM94 134H93V135H94ZM99 134H100V133H99ZM117 134H118V133H117ZM79 135H80V133H79ZM81 135H83V133H82ZM96 135H95V136H96ZM110 135H111V134H110ZM114 135H115V133H114ZM118 135H119V134H118ZM120 135H121V134H120ZM123 135H125V134L123 133ZM8 136H9V133H8ZM47 137H48V136H47ZM65 137H67V136H65ZM84 137H85V136H84ZM100 137H101V136H100ZM102 137H103V136H102ZM109 137H110V136H109ZM111 137L113 138V135H112ZM111 137L109 138V140L111 139ZM121 137H122V136H121ZM71 138H72V137H71ZM124 138H125V137H124ZM34 139H35V138H34ZM127 139H129V138H127ZM7 140H8V139H7ZM10 140H11V139H10ZM10 140H9V141H10ZM120 140H121V139H120ZM129 140H130V139H129ZM99 141H100V140H99ZM107 141H108V140H107ZM107 141L105 140V142H104V140H103L104 146H108V145H105V143L108 144ZM111 141H112V140H111ZM121 141H122V140H121ZM93 142H94V141H93ZM109 142H110V141H109ZM124 142H128V140H125ZM101 143H102V142H101ZM103 143H102V144H103ZM133 143H134V142H133ZM49 144H50V143H49ZM121 144H122V143H121ZM32 146H33V145H32ZM124 146H125V144H124ZM131 146H132V145H131ZM244 146H245V145H244ZM113 147H114V146H113ZM241 147L243 148V145H242ZM110 148H111V147H110ZM131 148H133V147H131ZM244 148H245V147H244ZM2 149H3V148H2ZM34 149H35V148H34ZM107 149L109 150V148H107ZM124 149L126 150L127 148H124ZM137 149H138V148H137ZM3 150H4V149H3ZM133 150H134V149H133ZM139 150H140V149H139ZM240 150H243V149H240ZM240 150H239V151H240ZM243 151H245V150H243ZM128 152H129V151H128ZM139 152H140V151H139ZM139 152H138V154H139ZM252 152H253V151H252ZM130 153H135V152H130ZM130 153H129V154H130ZM136 153H137V152H136ZM136 153H135V154H136ZM243 153H244V152H243ZM234 154H235V153H234ZM113 155H114V153H113ZM133 155H134V154H133ZM133 155H130V156H133ZM136 155H137V154H136ZM244 155H245V154H244ZM185 156H186V155H185ZM237 156H238V155H237ZM239 156H240V155H239ZM115 157H116V156H115ZM233 157H234V156H233ZM235 157H236V156H235ZM134 158H135V157H134ZM253 158H254V157H253ZM113 159H114V158H113ZM131 159H132V157H131ZM118 160H120V159L118 158ZM126 160H127V159H126ZM189 160H190V159H189ZM238 160H239V159H238ZM127 161H129V159H128ZM190 161H192V160H190ZM121 163H122V162H121ZM235 163H236V162H234V165H235ZM122 164H123V163H122ZM124 164H125V162H124ZM124 164H123V165H124ZM256 164H257V163H256ZM138 165H139V163H138ZM140 165H142V164H140ZM183 165H185V164H183ZM189 165H191V164H189ZM232 165H233V164H232ZM240 165H241V164H240ZM187 166H188V165H187ZM194 166H195V164H194ZM242 166H243V165H242ZM245 166H246V165H245ZM143 167H144V166H143ZM124 168H125V165H124ZM126 168H127V171H129L128 173H130V175L136 180V182H137L136 184H138V187H139L140 189H143V191H144L146 194L149 195V198H148V205H147V207L149 206L150 209L153 211L152 216H154V214H155V218H154V220H153V224H152V226L150 225L151 223H149V225H150L152 228H154V230H153V229H150V230H153L155 233H158L159 236H160L161 238L165 239V240L176 241V240H177V237H179L178 233L175 231V230H176V226H175V228H174V218L176 219V217L172 216V214H169L170 212H168V211L166 210V207H165L166 205H164L165 202L163 203V198H165V197H162V198H161V197L158 196V194H157V190H156V188H155V184L152 182V179L150 180V179L148 178V176H146V173L144 172V169L142 170L141 168L137 167V166H136V163H134V161L131 160V161H129V162H126ZM144 168H145V167H144ZM234 168H235V167H234ZM243 168H244V167H243ZM194 169H195V168H194ZM194 169H193V171L196 170V169H195V170H194ZM232 169H233V168H232ZM237 169H238V168H237ZM239 169H240V168H239ZM145 170H146V169H145ZM166 170H167V169H166ZM166 170H165V171H166ZM178 170H179V168H178ZM197 170H198V169H197ZM176 171H177V170H176ZM193 171H192V174H193ZM198 171H199V170H198ZM201 171H203V170H201ZM229 171H230V170H229ZM237 171H238V170H237ZM250 171H251V170H250ZM167 172H168V171H167ZM178 172H179V171H178ZM164 173H166V172H164ZM149 174H150V173H149ZM166 174H167V173H166ZM166 174H165V175H166ZM180 174H181V173H180ZM235 174H236V173H235ZM128 175H129V174H128ZM186 175H187V174H186ZM219 175L225 176V175H223V174H219ZM219 175H218V177H217V175H216V177H217L218 179L220 178ZM168 176H169V175H168ZM193 176H195V175H193ZM158 177H160V176H158ZM180 177H181V176H180ZM212 177H213V176H212ZM184 178H186V177L184 176ZM190 178H191V176H190ZM153 179H154V178H153ZM155 179H156V178H155ZM203 179H204V178H203ZM237 179H238V178H237ZM158 180H159V179H158ZM186 180H187V178H186ZM191 180H192V179H191ZM201 180H202V179H201ZM130 181H131V180H130ZM153 181H155V180H153ZM133 182H134V181H133ZM156 182H157V181H156ZM183 182H184V181H183ZM210 182H211V181H210ZM0 183H1V182H0ZM2 183H3V182H2ZM2 183H1V184H2ZM134 183H135V182H134ZM191 183H192V182L190 181V184H191ZM212 183H213V182H212ZM256 183H257V182H256ZM1 184H0V185H1ZM209 184H210V183H209ZM5 185H6V183H5ZM5 185H4V186H5ZM215 185H216V184H215ZM1 186H2V185H1ZM182 186H183V185H182ZM15 187H16V186H15ZM18 187H19V185H18ZM130 187H131V186H130ZM205 187H206V186H205ZM214 187H215V186H214ZM214 187H213V188H214ZM21 188H22V187H21ZM23 188H24V187H23ZM221 188L223 189V187H221ZM1 189H4V188L2 187ZM7 189L9 190L8 187H7ZM16 189H17V188H16ZM16 189H15V190H16ZM134 189H135V188H134ZM134 189H133V190H134ZM206 189H208V188L206 187ZM209 189H210V187H209ZM253 189H254V188H253ZM15 190H14V191H15ZM226 190H227V189H226ZM254 190H255V189H254ZM5 191H7V190H5ZM21 191H22V190H21ZM179 191H180V190H179ZM181 191H183V190H181ZM251 191H252V190H251ZM7 192H8V191H7ZM11 192H12V191H11ZM18 192H19V191H18ZM159 192H160V191H159ZM252 192H253V191H252ZM174 193H175V192H174ZM177 193H178V192H177ZM234 193H235V192H234ZM0 194H2V193L0 192ZM7 194H8V193H7ZM9 194H10V191H9ZM136 194H137V193H136ZM181 194H182V193H181ZM231 194H232V193H231ZM252 194H253V193H252ZM20 195H22V194H20ZM168 195H169V194H168ZM186 195H187V194H186ZM24 196H25V195H24ZM24 196H23V197H24ZM138 196H139V195H138ZM138 196H137V197H138ZM166 196H167V195H166ZM174 196H175V194H174ZM179 196H181V195H179ZM229 196H230V195H229ZM229 196H228V197H229ZM235 196H236V199L238 200V202L240 201V202H239L240 204L245 205V203L247 202L246 199H247L248 197L246 196V194H245L244 192H241V191L238 190V191L235 193ZM9 197H10V195H9ZM25 197H26V196H25ZM168 197H169V196H168ZM168 197H167V198H168ZM171 197H172V196H171ZM184 197H185V196H184ZM7 198H8V197H7ZM141 198H143V197H141ZM141 198H140V199H141ZM144 198H145V197H144ZM144 198H143V199H144ZM174 198H175V197H174ZM188 198H189V197H188ZM232 198H233V196H232ZM12 199H13V198H12ZM16 199H17V198H16ZM170 199H171V198H170ZM177 199H178V198H177ZM233 199H234V198H233ZM13 200H15V198H14ZM21 200H23V199L21 198ZM120 200H121V199H120ZM185 200H186V199H185ZM234 200H235V199H234ZM17 201H18V200H17ZM25 201H26V199H25ZM141 201H142V200H141ZM144 202H145V201H144ZM180 202H181V201H180ZM180 202H179V203H180ZM186 202H187V201H186ZM186 202L184 201L185 204H187ZM252 202H253V201H252ZM184 203H183V204H184ZM230 203H231V202H230ZM144 204H145V203H144ZM171 204H172V203H171ZM145 205H146V204H145ZM232 205H233V204H232ZM234 205H236V204H234ZM234 205H233V206H234ZM18 206H19V205H18ZM22 206L24 207V205H22ZM22 206H21V208H22ZM169 206H170V204H169ZM172 206H173V205H172ZM238 206L240 207V205H238ZM147 207H146V208H147ZM232 208H233V207H232ZM164 209H165V210H164ZM235 210H239V209H236V208H235ZM246 210H247V209H246ZM246 210H245V211H246ZM248 210H249V209H248ZM169 211H170V210H169ZM176 212H177V211H176ZM176 212H175V213H176ZM181 212H182V211H181ZM184 212H185V211H184ZM224 212H225V211H224ZM173 213H174V212H173ZM176 214H177V213H176ZM176 214H175V215H176ZM181 214H182V213H181ZM183 215H184V214H183ZM185 215H186V214H185ZM185 215H184V216H185ZM176 216H177V215H176ZM184 216H183V217H184ZM178 217H179V216H178ZM150 219H151V217H150ZM150 219H148V221H149ZM183 219H184V218H183ZM183 219H181V220H183ZM186 219H187V216H186ZM226 219H227V218H226ZM226 219H225V220H226ZM151 220H152V219H151ZM179 220H180V218H179ZM203 221H204V220H203ZM197 222H198V220H197ZM201 222H202V221H200L199 224L202 225ZM180 223H181V222H178L177 224H180ZM182 223H184V222H182ZM182 223H181V224H182ZM204 223H205V222H204ZM204 223H203V224H204ZM199 224H198V225H199ZM243 224H244V223H243ZM146 225H148V224H146ZM175 225H176V224H175ZM183 225H184V224H183ZM201 225H200V226H201ZM144 226H145V225H144ZM180 226H181V225H180ZM196 226H197V225H196ZM183 227H184V226H183ZM177 228H178V226H177ZM199 228H200V227H199ZM205 228H207V227H205ZM144 229H146V228H144ZM202 229H203V228H202ZM202 229H201V230H202ZM146 230H148V229H146ZM177 230H178V229H177ZM183 230H185V229H183ZM207 230H208V228H207ZM203 231H205V230H203ZM206 232H207V231H206ZM208 232H210V231L208 230ZM22 235H23V234H22ZM114 235H115V234H114ZM181 235H182V233H181ZM202 235H203V234H202ZM208 235H209V234H208ZM208 237H209V236H208ZM27 240H28V239H27ZM18 245H19V244H18ZM15 247H16V246H15ZM52 254H54V253H52ZM53 256H55V255H53ZM5 257H6V256H5ZM6 258H7V257H6ZM57 258H58V257H57ZM7 259H8V258H7ZM54 260H55V259H54ZM28 264H29V263H28Z\"/></svg>",
  "mask_w": 264,
  "mask_h": 264
}]
</instances>
